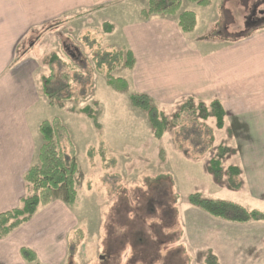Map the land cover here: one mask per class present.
I'll return each mask as SVG.
<instances>
[{
  "label": "rangeland",
  "instance_id": "1",
  "mask_svg": "<svg viewBox=\"0 0 264 264\" xmlns=\"http://www.w3.org/2000/svg\"><path fill=\"white\" fill-rule=\"evenodd\" d=\"M262 1H235L232 13L228 9L220 12L224 26L217 25L207 36L247 37L251 26L241 22L257 4L264 7ZM140 3H111L95 17L65 15L37 26L15 51L19 58L33 53L36 63L34 77L41 101L31 120L38 147L42 139L36 125L58 119L67 134L64 150L70 155L72 149L77 164L74 204L55 199L35 214L66 220L52 230L54 234L61 232L58 237L68 245L54 264H205L211 255L217 264H264V221L225 222L188 201L190 195L198 193L205 199L241 201L248 210L264 212L263 201L247 199L248 194L236 190L240 174L233 179L238 187L227 182V169H240L229 157L230 130L225 125L219 130L213 119L198 117L194 124L184 114V130L181 124L172 127L173 117L187 97L174 100L155 87V77L144 76V71L152 70L151 64L142 58L136 62L130 45H137L139 39L124 31L141 22L137 12ZM144 4L141 10L147 8L146 0ZM229 22L230 31L226 30ZM179 32L183 38L191 33ZM127 51L134 56V67L125 68L121 59L111 75L124 79L128 89L115 92L107 85L105 74L118 63L115 52L125 56ZM52 54L68 65L56 66V72L75 76L76 81H68L65 88L71 97H57L51 104L42 93L41 77L49 75L45 63ZM130 94L147 95L151 105L167 117L168 127L160 139L152 136L147 114L130 105ZM197 102L208 106L211 99L193 98L190 106L196 108ZM87 108L94 118L82 113ZM197 146L202 148L197 150ZM220 146L228 153L222 160L223 177L216 180L208 168ZM36 161L37 156L31 165Z\"/></svg>",
  "mask_w": 264,
  "mask_h": 264
},
{
  "label": "crops",
  "instance_id": "2",
  "mask_svg": "<svg viewBox=\"0 0 264 264\" xmlns=\"http://www.w3.org/2000/svg\"><path fill=\"white\" fill-rule=\"evenodd\" d=\"M120 1L133 0H0V213L17 208L26 195L23 178L39 148L31 120L41 101L34 77L36 63L30 52L15 57L16 48L37 26L71 13L95 17ZM235 1L210 0L209 6L199 7L182 0L179 13L192 11L197 19L188 37L183 38L176 26L178 15L154 16L124 31L139 39L131 49L136 62L142 58L151 64L152 70L144 71V76L155 77L157 89L174 100L192 97L221 103L224 125L230 130L229 157L241 172L236 190L248 194L247 199L264 202V28L251 27L250 34L240 39L207 36L212 28L223 25L220 12L232 13ZM262 10L263 5L257 4L241 24L249 17H264ZM34 216L0 239V264H27L19 254L22 247L32 250L40 264H54L64 256L67 242L58 237L61 232L52 230L66 220Z\"/></svg>",
  "mask_w": 264,
  "mask_h": 264
},
{
  "label": "trees",
  "instance_id": "3",
  "mask_svg": "<svg viewBox=\"0 0 264 264\" xmlns=\"http://www.w3.org/2000/svg\"><path fill=\"white\" fill-rule=\"evenodd\" d=\"M146 1L147 8L141 10L139 13L142 20H147L154 16L177 15L182 5V0ZM187 1L199 7H207L210 5V0ZM254 19L250 17L247 18L245 25L263 29L264 19ZM196 21V15L192 11H183L178 14L177 27L182 33H190L195 29ZM115 53L119 64H113L106 72L105 78L107 85L113 91L124 93L128 89L127 82L121 78H113L111 73L112 70L121 64V59H124L123 66L127 69H132L134 67L135 60L131 51H127L125 56L121 52ZM45 64L50 72L48 76L41 77L43 95L51 104L54 101L53 99L57 97L61 99L71 97L70 92L65 88L69 86L68 81H76L75 76L72 78L67 75L68 73L56 72V66L63 64L67 67L68 65L64 64L63 60L56 54H52ZM77 66L79 68L81 67L80 65ZM58 78H61L62 81L59 82L57 80ZM61 82H63V85H61ZM128 100L133 108L147 114L152 129V136L155 139H160L168 127V120L163 112L152 106L150 98L145 94H130ZM191 100L193 101L192 97L185 98L179 111L173 117L172 127H178V124H181L182 130H184V125H182L181 121L184 118V114H187L188 119L194 124H197V121H195L197 117L204 120L211 118L215 122V128L219 130L223 128L225 112L219 101L213 100L208 106L201 104V102H197L195 105L196 108H194L192 105L190 106ZM89 111L88 108L83 109L82 113L89 118H94L93 113L91 114ZM38 131L41 135L42 145L38 150L37 161L35 164L31 165L23 178L25 188L30 189V192L26 193L20 200V204L17 208L0 213V239L7 237L14 230L27 223L36 214L39 207H45L55 199H59L67 205H73L76 200L75 187L77 185V180L75 175L77 173V164L72 149L70 155L66 154L64 150V139L67 137L65 128L58 119H54L52 121L42 122L39 125ZM201 148L202 147L197 146L196 149L199 150ZM227 153V148L220 146L216 157L209 162L208 169L216 180L222 179L223 177L222 160ZM239 174L240 171L236 167L227 169V182L231 187H238V184H236L233 179L238 177ZM188 201L209 216L221 219L225 222L244 224L264 221V212L248 210L236 203L201 198L198 193L190 195ZM19 254L27 264H39L35 253L26 247L20 248ZM205 264H217V261L215 257L211 255L205 258Z\"/></svg>",
  "mask_w": 264,
  "mask_h": 264
}]
</instances>
